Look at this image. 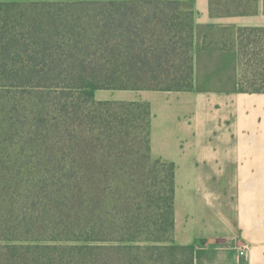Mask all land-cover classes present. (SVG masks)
I'll return each mask as SVG.
<instances>
[{"label": "trees", "instance_id": "trees-1", "mask_svg": "<svg viewBox=\"0 0 264 264\" xmlns=\"http://www.w3.org/2000/svg\"><path fill=\"white\" fill-rule=\"evenodd\" d=\"M194 17L181 0L0 1V264H193L149 103L94 91L190 90ZM235 44L239 90L264 93V26L239 27Z\"/></svg>", "mask_w": 264, "mask_h": 264}, {"label": "crops", "instance_id": "crops-1", "mask_svg": "<svg viewBox=\"0 0 264 264\" xmlns=\"http://www.w3.org/2000/svg\"><path fill=\"white\" fill-rule=\"evenodd\" d=\"M181 1L195 11L193 87L94 97L149 103L151 154L175 165L174 240L195 247L193 264H264V93L239 90L235 44L239 27L264 26L263 3L211 16L209 0Z\"/></svg>", "mask_w": 264, "mask_h": 264}, {"label": "rangeland", "instance_id": "rangeland-1", "mask_svg": "<svg viewBox=\"0 0 264 264\" xmlns=\"http://www.w3.org/2000/svg\"><path fill=\"white\" fill-rule=\"evenodd\" d=\"M0 1H9V0H0ZM18 1H29V0H18ZM209 36H208V40L209 41H215V36H216V33H214L213 31H209ZM217 38V36H216ZM110 92H113V91H110V90H100V91H96V97H99V96H102L103 94H110Z\"/></svg>", "mask_w": 264, "mask_h": 264}, {"label": "built area", "instance_id": "built-area-1", "mask_svg": "<svg viewBox=\"0 0 264 264\" xmlns=\"http://www.w3.org/2000/svg\"><path fill=\"white\" fill-rule=\"evenodd\" d=\"M239 256L242 258V259H246L247 258V255H246V246L245 245H242L240 247V250H239Z\"/></svg>", "mask_w": 264, "mask_h": 264}]
</instances>
